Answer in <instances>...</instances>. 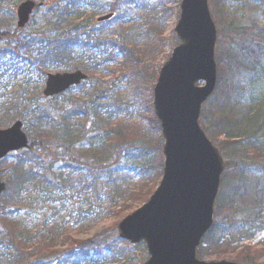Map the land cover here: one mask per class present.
<instances>
[{
    "label": "trees",
    "instance_id": "1",
    "mask_svg": "<svg viewBox=\"0 0 264 264\" xmlns=\"http://www.w3.org/2000/svg\"><path fill=\"white\" fill-rule=\"evenodd\" d=\"M2 2L3 0H0V15L3 11L6 12L1 8L4 4ZM75 3L76 5L85 4L93 9L92 24L98 16L121 12V18L124 21L118 26L123 39L118 42L117 39L111 38L108 26L95 21V25L89 26L88 29L80 25H70L68 32L51 40L45 33L42 34L41 39H26V37L21 39L19 38L20 32L15 31L14 35L17 38L10 33L11 42L0 52V129L10 127L18 119L25 120V117H33L29 125L25 121L30 148L13 155L12 160L6 158L0 162V179L7 183V190L0 198V211H2L0 222L4 229V233L0 230V264H50L51 258H59L58 253H54V246L50 244V252H52L50 255L41 254L39 260L32 261L36 255L27 253V244H32L38 237L36 233L33 234L32 231H29L22 215L19 214L23 209L37 206L47 208L56 202L60 203V206L54 209L53 216L46 214V222L43 223L47 228H51L52 233H58L60 230L68 228L69 221L66 215L72 216V214L66 213L60 216L61 212L67 209L63 205V201L66 199L86 198L88 203H85V206L88 215H90V211H96L95 205L98 200L103 203L108 202L110 207L118 209L120 207L118 201L122 200L124 193L127 192L124 186L127 185L128 180H133L135 177L123 174L122 167H115L116 164L113 161L123 157L126 165L123 168L131 169L129 171H133L130 172L133 173L132 175L141 176L143 180H146L148 176L152 177L150 181H153V192L162 178L161 149L163 140L160 136V125L153 106L150 107L151 110H148V112L151 111V114L145 112L141 114L145 122L136 125L119 123L118 121L128 122L129 111L137 104L136 99L135 101H126V105H124L119 98L113 95L107 94V97H103L105 84L100 81L93 83L94 79L91 80V78L102 72H109L110 63L115 59H110V55H105V52L114 57L118 50L124 57H127V61L131 60L127 72L131 84L138 87V90L144 83H147L145 86L152 85L157 80L160 69L156 70L154 78L150 81L149 74H144L143 70L137 66L133 68L134 60L138 62V66L142 62L140 61L141 57H138L136 53L132 54V51L137 49V45L141 44L144 38L148 43H151L158 37V43L155 46L165 41L161 36L160 27L164 26L166 19L170 16L167 13L169 11L164 9L158 12L156 8L151 9L155 16L145 18L142 35L138 34L127 40L129 33L137 25L136 19L140 18L137 13L144 4L136 0H77ZM157 5L159 6V4ZM74 6V3H70L68 6L60 8L58 4L56 7L58 19H62L59 13L66 15ZM6 16L3 18L9 20V17ZM132 16L134 19L129 22ZM7 19L5 21L8 23ZM61 22L63 21L61 20ZM245 32L246 30L240 31L231 28L221 46L216 50L218 64L216 93L220 92L224 97H227L225 101L228 103L233 99L231 94L233 87L230 82L234 81L241 72L253 74L254 68L258 66V58L264 60V28L261 32L252 34V39L245 40L239 36L244 35ZM218 33V38H220L222 34L220 31ZM0 36L1 39L5 37V34L0 33ZM248 36L250 35L248 34ZM174 40V46H177L179 40L177 37H174ZM126 41L133 42L131 47L127 46ZM141 47L146 53H150L151 57L154 55L153 52L158 50L157 47L153 48L147 43ZM141 49L138 51L143 53ZM169 57L170 54L166 55V60ZM123 64L125 65V63ZM53 69L82 70L90 76L89 82L92 83L90 85L87 82L73 90L79 91V94L70 92L72 100L69 103L73 108L63 117L55 115L54 109L39 104L41 97L37 94L36 89L29 90L34 86L30 85V77L36 75L45 78L46 73ZM20 75H22L21 80H19ZM63 97L65 95L60 98ZM56 99L58 98L52 100ZM139 107L142 108L140 105ZM221 112L224 110L221 109ZM262 114L264 113L250 110L243 115L242 120L238 121L232 110V116L231 113L224 115V120L220 124H211L205 128L206 124L201 123V126L213 143H219L217 147L223 157L230 159L229 150L233 142H235V146L245 141H253L258 144L255 133L258 131L264 133V116L261 121L258 120ZM92 122L93 130L98 135L86 142L92 148L91 151H84L83 156L86 158H83L81 163V158L71 152V146L79 142V136L87 133V127L91 128ZM123 124L126 127H119ZM253 125L257 128L255 132ZM127 129L132 132L133 136ZM209 132H212V137L208 134ZM153 136H155V146L150 150V153L155 152V156L149 160L150 153L146 147L150 144V138ZM220 138H224V140L219 142ZM57 142L59 144L53 148ZM59 164L61 165L59 166ZM81 164H85V166ZM226 165L230 168V163ZM103 184L107 188L101 191L100 186ZM150 196L145 198L144 203ZM225 201L222 194V198L217 201L216 209L227 215L229 219L226 220L230 223L219 225V227L214 224L198 250L200 259L209 258L215 251L229 249L246 238L243 236L245 228L237 226L231 207ZM219 212L216 217H219ZM78 217L75 214L71 220L76 223ZM223 240L224 242H222ZM110 243L113 241L104 240L102 247L111 245ZM100 244L101 242L94 243L93 240L76 243V248L80 249L72 251L71 254H74L75 259L70 260L69 256L65 259L68 258L67 263L70 260L75 262L74 264H97V262H103V258L110 259L109 261L112 263L115 261V264H132L133 261L130 259L123 260L127 252L116 250L114 245L105 247V254H99L96 249ZM84 247H87L86 250H83ZM114 255L116 258L112 259ZM223 258L230 259L231 257L225 255ZM238 259L233 260L242 263H255L250 260V257Z\"/></svg>",
    "mask_w": 264,
    "mask_h": 264
},
{
    "label": "rangeland",
    "instance_id": "2",
    "mask_svg": "<svg viewBox=\"0 0 264 264\" xmlns=\"http://www.w3.org/2000/svg\"><path fill=\"white\" fill-rule=\"evenodd\" d=\"M25 1L27 0H3L4 4L1 8L5 9L6 12L3 11L0 15V33H4L5 37L0 39V52L11 42L9 34L11 33L14 35L15 31L20 32L19 38L21 39L25 37L26 39H41L43 37L42 34L45 33L51 40L68 32L67 30H70V25H80L88 29L89 26H94L96 23L94 21L92 24L91 21L93 9L85 4L76 5L75 2L77 0H32L37 4H42V6L35 11L30 24L24 30L19 31L16 28V13L21 3ZM136 1L141 2L144 5L137 13L140 18L136 19L137 25H135L131 33H129L127 40H130L131 37L143 32L142 27L145 24V18L147 19L149 16H155V14H152L151 9L156 8L158 12L167 9V11H169L167 13L170 15L166 19L164 26L160 27L161 36L165 39L162 44L155 46V44L158 43V37H156L155 40H152L151 43H148L144 38L141 44L137 45V49L132 51V54L136 53L138 57H141L140 61L142 62L139 63L140 66H138V62L134 60L133 68L134 66L141 68L144 74L150 75L151 81V79L154 78L156 70L158 68L160 69L166 62V55H169L175 47L174 37L176 38V36L174 29L180 16V4L182 0ZM209 2L211 14L216 23L217 29L223 35L218 38L216 50L221 46V43H223L222 41L225 39L227 33L231 31V28H236L240 31L246 30L244 35H239L245 40L252 39V34L261 32L264 28V0H209ZM58 3H60V8H64L70 3H74L75 6L71 8L66 15L59 13V15L62 16V19H58V11L56 8ZM157 4H159V6ZM5 15H7L6 17H9V20L3 18ZM118 15L121 16L122 13L119 12ZM5 19L8 20V23ZM133 19L134 17L132 16L129 22L133 21ZM61 20L63 22H61ZM113 21L116 20L114 19ZM11 23H13V25L10 26ZM117 25V22H114L109 25L108 29L111 33L110 37H115L117 41L120 42L123 37L120 28ZM146 31L148 32V29ZM248 34L250 36H248ZM15 38L17 37L15 36ZM126 42L127 46L131 47L130 45L133 42ZM146 43L153 48H158V50L153 52L154 55L152 57L150 53H146L144 48L141 47ZM123 44L125 43L123 42ZM139 49H141L143 53H140L138 51ZM120 54L121 53L117 50L113 57L112 54L105 52V55H110L109 58L115 60L110 63L109 72H102L100 75L91 78V80L94 79L93 83L100 81L105 84L102 94L103 97H107V94L113 95L119 98L124 105H126V101H135L136 99L137 104L135 103L136 105L129 111L130 115L128 117V122L118 121L119 123L136 125L140 122H145V119L141 117L142 113L145 112L151 114V111L148 112V110H151L150 107L153 106L152 102L154 99L153 94L156 80L152 85L148 84V86H145L147 83H144V85L140 86L141 89L138 90V87L136 88L131 84L130 76L127 75L128 65H131V60L127 61V57ZM123 63H125V65ZM257 64L258 66L254 68L255 71L253 74L241 72L234 81L230 82V85L233 87V90L231 91L233 99L230 103L225 101L227 97H224V95L219 92L204 105L201 123L203 125L204 123L206 124L204 125L205 128H208L211 124H220L221 121L224 120V115L231 113L232 116V110L235 112V119H238V121L242 120L243 115L250 110L264 113V60L258 58ZM50 72L72 73L74 71L71 69H53ZM21 79L22 75L19 77V80ZM30 79V85L34 86L29 90L36 89L37 94L41 97L39 104L54 109V114L62 117L72 110L73 107L69 103L72 98H70L69 93L63 98L46 100L43 96L46 77L43 78L33 75ZM90 85H92V83H90ZM73 93L79 94V91H73ZM139 105L142 108H140ZM221 109L224 110V112H221ZM22 111L25 112V110ZM263 116L264 114H262L258 120L261 121ZM32 120L33 117L29 116L25 117V120L22 121L23 123L26 121L29 125ZM24 125L27 133V126L25 123ZM91 125V128L87 127L88 130L85 135L79 136V142L71 146V152L81 158V163L84 160L83 158H86V156H83L85 154L84 151H91L92 148V146H89L86 142L98 135V133L93 130V122ZM119 127H126V125L123 124ZM242 127H244L243 124ZM253 129L255 132L257 129L255 128V125H253ZM127 131L133 136L130 130L127 129ZM208 134L212 137V132H209ZM255 135H257L256 140L258 144L253 141H245L238 143L235 146V142H233V145L229 150L230 159L224 158L226 164L230 163V168H225L218 195V199H221L223 194V197L226 200L225 202L231 207V212L234 215L233 218L235 219L236 224H238L237 226L245 228L243 229V236L246 238L229 249H221L218 252L215 251L212 256L205 260H224L226 258H223V256L225 257V255H227L231 257L227 260L234 261L233 259L239 260L238 258L250 257V260L255 261L253 264H264V133L263 131H258ZM154 138L155 136L150 138V144L146 147V150L149 153L155 146ZM223 140L224 138H220L219 142ZM58 144V142L55 143L53 148ZM217 144L219 143L217 142ZM151 153L149 155V160L155 156V152ZM10 158L12 160V156H10ZM113 163L116 164L115 167H122L121 170L123 174L135 177L133 180H128L127 185L124 186V189L127 192L124 193V198L118 201V205L120 206L118 209L110 207L108 202L103 203L98 200L95 205L96 211H90V215H88L87 207L85 206V203H88L86 198L79 197L75 200L66 199L63 201V205L66 206L67 209L61 212L60 216L65 215L66 213H70L72 216L66 215L67 220L69 221V224H67L68 228L60 230L58 233H52L51 228H47L43 223L46 222V214L53 216L54 209L60 206V203L56 202L47 208L37 206L30 209H23L19 212L30 229L29 231H32L33 234L36 233V236L38 237L32 244H27V253L33 256L36 255L34 256L35 258L33 257L34 260L32 259V261H35V259L39 260L38 258H40L41 254L50 255V253H52L50 252V244H52L54 246V253H58L59 258H51L50 264H74L75 262L73 263L70 261L75 259L73 254L68 263V258L65 259V257H68L72 251L80 249L76 248V243L90 242L92 240L94 243L101 242L100 246L96 249L99 254H105V247H111V245H114L116 250L127 252L125 254L126 257L123 258V260L130 259L134 264H140L148 259L147 249L144 244L131 246L119 238L117 229L119 223L125 218V216L132 214L134 211L141 208L144 204L145 198L150 196L153 192V181H150L152 177L148 176L146 180H143L141 176L132 175L133 173L130 172L133 171H129L131 169L123 168L126 166L123 157L119 158V160L113 161ZM60 165L61 164H59V166ZM81 165L85 166V164ZM100 188L101 191H104L107 187L103 184ZM223 204H225L224 201ZM217 212L219 211L216 209V215H218ZM75 214L79 216L76 223L71 220ZM0 215H2V211H0ZM226 219H229V217L220 213L219 217H215V224L217 227H219V225L229 224L230 221ZM0 230L4 233L1 222ZM226 239L229 240V238ZM104 240L113 241V243L102 247ZM222 242H224V240ZM28 245L30 246L28 247ZM203 246L205 247L206 243ZM86 248L87 247H84L83 250H86ZM113 257L114 258L112 259L116 258L115 255ZM102 260L104 261L101 263L97 262V264H115V261L112 263L108 258H103Z\"/></svg>",
    "mask_w": 264,
    "mask_h": 264
},
{
    "label": "water",
    "instance_id": "3",
    "mask_svg": "<svg viewBox=\"0 0 264 264\" xmlns=\"http://www.w3.org/2000/svg\"><path fill=\"white\" fill-rule=\"evenodd\" d=\"M35 8L33 1L20 5L19 29L28 25ZM175 32L181 43L161 69L154 90L155 112L165 139L163 178L149 201L119 224L118 232L132 244L147 245L150 258L143 264H238L197 257L213 225L225 166L219 149L200 126L202 106L217 84V29L208 0H183ZM86 79L82 72L49 75L44 95H59ZM22 127L17 122L0 130V161L29 147ZM5 191L6 184L0 180V195Z\"/></svg>",
    "mask_w": 264,
    "mask_h": 264
}]
</instances>
